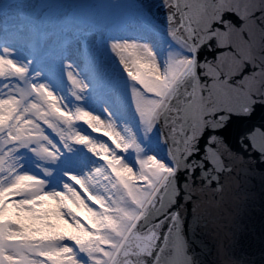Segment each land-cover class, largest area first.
I'll return each instance as SVG.
<instances>
[{
    "label": "snow or ice",
    "instance_id": "6c2138e0",
    "mask_svg": "<svg viewBox=\"0 0 264 264\" xmlns=\"http://www.w3.org/2000/svg\"><path fill=\"white\" fill-rule=\"evenodd\" d=\"M160 3L163 62L149 0L55 19L0 0V264H247L234 174L264 167V0Z\"/></svg>",
    "mask_w": 264,
    "mask_h": 264
},
{
    "label": "water",
    "instance_id": "95a60500",
    "mask_svg": "<svg viewBox=\"0 0 264 264\" xmlns=\"http://www.w3.org/2000/svg\"><path fill=\"white\" fill-rule=\"evenodd\" d=\"M149 2L153 5L151 25L165 31L166 11L162 8L160 0H149ZM203 55L206 57L207 53L204 52ZM254 122H259V115ZM154 139L161 150V154L164 158H167L166 146H163V142L158 141L155 136ZM262 171H264V167L260 166L257 161L255 170L250 168L246 172L241 171L234 174L238 180L237 193L240 196L241 193L245 195L243 194L244 199L239 203L234 217L233 230L235 231V237L233 248L246 260L247 264H264V176L261 175ZM252 190L260 191L258 201L255 198L256 196L252 194ZM227 232L228 228L225 227L222 235H225L226 242ZM195 251L197 253L201 251L198 245L195 246ZM207 259L211 264L213 257L209 255Z\"/></svg>",
    "mask_w": 264,
    "mask_h": 264
},
{
    "label": "rangeland",
    "instance_id": "374dc122",
    "mask_svg": "<svg viewBox=\"0 0 264 264\" xmlns=\"http://www.w3.org/2000/svg\"><path fill=\"white\" fill-rule=\"evenodd\" d=\"M119 0H28V7L38 13L40 16H44L47 19H55L57 16L62 15L65 11L70 10V6L77 3H84L88 5H99V4H115L118 3ZM163 44L159 46L160 53H158L159 49L157 46L153 45L154 50L158 53V58L161 62L166 58L168 51V44L165 39H163ZM12 58L23 60L24 54L23 51L17 48H13ZM102 107V106H101ZM99 110V108H97ZM150 143L153 141L150 140ZM147 142V146L149 145ZM32 170L35 171V167L32 166Z\"/></svg>",
    "mask_w": 264,
    "mask_h": 264
},
{
    "label": "bare ground",
    "instance_id": "6f19581e",
    "mask_svg": "<svg viewBox=\"0 0 264 264\" xmlns=\"http://www.w3.org/2000/svg\"><path fill=\"white\" fill-rule=\"evenodd\" d=\"M151 26V25H150ZM153 27V26H152ZM158 38H161L162 39V34L158 37ZM158 158H160V159H164L165 161L167 160V158H164V156L161 154V155H159V156H157ZM244 193H241V199H240V202H241V200L242 199H244V195H243ZM252 194H254L256 197V200L258 201L260 198H259V195L261 194L260 193V191H257V190H252ZM239 202V203H240ZM235 217V216H234Z\"/></svg>",
    "mask_w": 264,
    "mask_h": 264
}]
</instances>
